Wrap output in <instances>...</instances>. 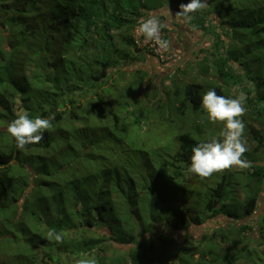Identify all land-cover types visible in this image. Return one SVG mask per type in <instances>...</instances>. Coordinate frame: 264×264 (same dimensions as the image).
<instances>
[{
  "label": "trees",
  "instance_id": "trees-1",
  "mask_svg": "<svg viewBox=\"0 0 264 264\" xmlns=\"http://www.w3.org/2000/svg\"><path fill=\"white\" fill-rule=\"evenodd\" d=\"M134 1L0 0V122H4V125H6L17 118L20 114L16 113V110L19 113L24 112V114H27L32 119L36 117L47 119L54 116L55 118L51 120L52 124L60 123L65 119L81 120L82 116L89 118L98 114L101 120L100 128L109 130L110 137L114 143H123L128 137L127 134L130 132V129L135 127V129L139 130L138 132H142L139 135L143 138L142 141L148 145L151 139L154 138L151 132L154 127L151 128L149 126L147 128L144 120L148 118L151 123L150 117L145 116L144 118H140L136 114L138 113V109L134 112L131 109L125 111V108L120 111L125 113L124 116L114 115L117 104L120 103L121 108H123L122 104L128 101L129 96L124 98L128 94L126 90L132 96L135 93L138 95L142 90H138L141 88L142 83L145 89L148 87L150 83L148 81L150 80L147 78L144 81L145 78L142 74L144 69H147L148 73L149 71H157L160 74V77L158 76L160 78L159 83L164 86L165 79L171 72L177 70L182 74H186L189 64L185 66L181 64L183 51H179L177 48L178 58L162 66L154 54L148 52L147 49H141L137 46L133 35L136 26L140 25L149 16L157 17V15L141 16V11L135 5ZM249 2L250 5L245 4L242 6V10H239V18H234L235 22L232 27H235L238 33L241 32L238 30L239 26L240 30L242 29L249 33L252 36L251 43L256 52L259 55H264V0H249ZM125 7L126 11L129 12L128 16L122 14ZM229 10L236 11L233 7H230ZM248 10L250 12L246 13L245 11ZM212 11L213 9L211 10V8L202 11V15L199 14L198 16L202 20L197 21L198 19H196L194 21L196 25L193 29L196 31V34H198L197 32H204L205 38L209 35L213 37L216 42V48L214 45L211 51H204V56L207 59L202 63V66L197 63L195 64L193 61L201 59V56L195 55L196 53L194 54V51H190L193 52L192 56H195L191 64L196 66V69L199 67L195 71L202 76V81L195 79L183 83L182 86H174V91H172L174 94V107L178 109L179 113L185 114L188 103H190L193 111L199 113V115L206 114L202 106V98L207 91L215 90L218 95L234 98L236 95L230 93L226 96L225 92L232 91L229 89H234L238 80L241 79V81L245 80L250 82L249 78H251L256 79L252 88V92H254L246 95L245 105L248 113L251 115L254 111L253 106H257V102L264 99V86L261 88L264 82V73L261 72L260 68L254 71L253 69L255 67H249V65H247V69L244 65L239 70H232L230 68V66L234 67V63L236 62H238L239 66L243 62V48L241 43L236 41L237 37L234 40L227 39L228 41L226 42L222 39L223 37L218 31L213 30L211 16L215 15ZM249 19L255 21L259 19L255 24H252L256 27L251 26ZM225 21L226 19L219 20L220 25ZM162 24L164 25L162 29L165 33L163 39L168 41L172 49H175V45L169 41L166 24ZM259 24L261 25L259 26ZM197 36L199 37V35ZM246 37H248L247 34ZM195 45L193 43L191 48ZM215 49L218 52L216 54L214 53ZM32 52H36V55L32 56ZM138 53L146 55V59L148 60L143 59L145 67L143 66L144 68L141 67L136 71V67L128 70L134 72H130V82L125 84L121 89H118L120 94L116 95L115 99L112 95L107 98L104 97L108 89L107 83L109 80L115 79L116 77L117 80H121L120 78H124L128 74L126 70H123L128 67L127 63L133 62L139 65L140 59L139 61L136 59ZM223 53L226 54L225 58L222 55ZM56 54L61 58L60 65L58 67L51 66V69L43 73L41 71L43 68L42 57L45 55L46 58H51ZM22 61L23 63L25 62L26 66L32 63L35 65V68L30 73L27 70L23 71L24 79L30 78V75L35 76V80H55L56 84L53 86L54 88L50 86L48 89L40 83L34 85L33 90L36 91L37 96L31 99L24 98L20 100L21 105L19 108H16L15 98L12 96L17 87L12 90V82L16 83V85L18 84L16 82V71ZM155 65H158V70H154ZM54 68H58L59 70L53 71ZM118 72L121 73L119 76ZM252 73L256 78H253ZM260 73H262L261 77L259 76ZM174 76L172 74L170 78ZM245 77L247 78L245 79ZM137 80H139L138 85L131 92L130 88L132 89L134 85H130ZM163 88L166 89L168 87ZM181 89L183 93L180 91ZM124 92L126 94L125 96L123 95ZM145 95L146 92H143L142 97L145 98ZM179 96L182 99L178 98ZM117 97H119L120 102L117 101ZM178 100L181 102L178 103ZM66 104L67 107H64ZM159 108L161 109L162 106L160 105ZM103 112L105 113L102 114ZM116 118L118 121L115 120ZM201 119L202 121L206 120L204 118ZM197 120L200 121V119ZM105 121L106 124L104 125ZM141 121L142 124H140ZM217 125L216 130L218 129ZM93 128H98V126H94ZM86 129V127L82 128L81 132L86 133ZM52 133L50 129L46 130L44 137L50 139ZM245 134L255 141L254 149H250L251 151L248 150L245 153L246 159L250 156L257 157V159L252 160L254 165H251L248 169L249 175H247V182L241 183L238 180L237 172L243 175H246V173H242L236 168L224 172L221 181L212 188L214 198L210 199L205 206L207 221H212V224L221 222V220L226 218H231L235 222L241 220L240 226H237V223L234 224V221H232V226L228 230L223 224H218L220 226H216V229L225 230L227 233L223 234L221 242H217L216 248H211L209 252L207 251L208 253H202L198 257L203 263H205L208 256H211V261L214 264H236L238 262L244 264L247 259V255L245 254L247 250L240 246L241 241L235 239L232 241L230 234H243L250 239L264 234V230L260 228L261 223L257 225L254 220L256 213L257 215H261L264 220V157L262 159L258 157L261 150H264V123L260 127L248 124ZM175 138H177L179 143L177 146L173 144L175 151L173 152L172 159L174 162L172 163L175 167V173L186 175V180H190L188 176L191 174L187 171V166L189 167L191 164L193 147L200 143V141L189 131L183 133V130H180V133ZM171 142L170 140L169 143ZM1 143L7 144L4 142ZM12 144L15 145V141ZM7 145L8 147L6 149H9L10 144ZM48 146L49 143H47L46 147ZM19 154L20 152L13 148L3 153L0 152L1 191L11 192L10 189H12L17 181V176L14 174L11 166L19 157ZM40 158L43 163L46 162L47 158L45 156L40 154ZM257 162L258 164H256ZM250 175L253 180L249 182L248 178H250ZM233 182H236L241 190L244 191L243 195L240 196L242 198L235 199L234 202L228 204H223L222 201L226 197L227 187L228 185L231 186ZM43 183L48 184L47 181H43ZM126 184L127 189L125 191L129 190L130 187L128 181ZM132 186L134 193H137V195H140L143 191L138 190L135 184H132ZM134 193L130 192L125 196L123 194V210L126 211L128 202L134 201L135 198L133 196L130 197V194ZM112 200V198H109L103 203L95 202L89 206L82 199L78 203L73 204L68 210H66L64 205L63 207L59 206L60 212L56 216L58 220L47 221L44 224L45 226H43L46 231L54 228L58 232L63 233V243L59 245L47 239V233L43 230L42 225L37 226L35 231L30 230L29 228L32 227L29 225H26L27 228L14 225L24 234L27 233L25 229H29L30 237L28 239L31 241V252L28 253L29 257L25 259L27 264H61V259L54 256V254L59 255L63 252H73L74 250L92 251L96 246L100 245L99 243L102 241L100 238L88 237L83 231L77 232V236L74 234L65 236V225L68 227L67 229L72 228L74 232L81 225L82 227H93L95 229L98 221H105L104 223H106L108 216H111L112 224L109 225L106 237L110 239L115 237V239L122 240L123 246L128 247L125 256L120 259L122 264H141L140 261H142V258H148L147 251H154L155 249L156 240L144 239L143 241H139V236H141L142 231L138 232L139 234H135L137 222L141 224L139 225L143 232L148 229H157L164 223L170 224L168 228L171 229L172 233L177 234L182 231H187L191 227L201 226V219L192 217L184 208L183 204H177L175 201L164 204L165 201L163 203H157L156 200H152L149 204H144L142 212L139 211L138 216L133 215V213L132 215L130 214V218H134L133 225L130 227L120 219L121 216L118 214L117 208L113 205ZM136 206L132 208H136ZM234 206L236 208H242L243 214L237 212ZM240 215L245 218L240 219ZM18 216H22L20 211L18 212ZM169 218H172L174 222L171 223ZM247 221H249L248 223H252V226ZM146 225H148L147 229H145ZM255 234L257 236L254 237ZM160 239L161 243L158 244H160V248H164L165 250L169 249V246L178 245L180 248V245L188 241L186 238L183 241L184 243H178V239L175 236L167 234V232H163ZM229 242H231V245L228 249H225L223 246L219 249L220 244ZM2 250L9 254V261L16 254L22 257L26 255L20 251L14 252L9 241L3 243ZM55 250H57V253H55ZM18 255L15 261L20 263L22 258L20 259ZM193 256L191 255V257Z\"/></svg>",
  "mask_w": 264,
  "mask_h": 264
},
{
  "label": "rangeland",
  "instance_id": "rangeland-1",
  "mask_svg": "<svg viewBox=\"0 0 264 264\" xmlns=\"http://www.w3.org/2000/svg\"><path fill=\"white\" fill-rule=\"evenodd\" d=\"M189 2L190 0L134 1L135 5L141 11V16L157 15L161 18L162 22L166 24L169 41L173 45L179 44V41H181L183 45H185L186 42L189 44L188 41L185 42V32L187 31H183L181 25L190 29L195 27L196 23L194 21L196 19H198L197 21L202 20V18L198 17L199 14L202 15V12L194 14V19L190 23H186L182 18L176 16V13L180 11L179 5ZM249 3V0H208L209 5L205 10L210 8L211 10L213 9L212 12H214L216 16V20L212 23L213 30L218 31L224 41L227 42V39L234 40L237 37L236 41L240 42L242 45V54L245 60L243 59L240 66L238 62H236L234 63L236 67L230 66V68L232 70H239V68L244 65L247 69V65H249V67H255L253 69L254 71L260 68L261 72L264 73V55H259L254 49L251 43L252 36L246 31L240 30V26L238 30L241 32L239 33L235 27H232L235 22L234 18H239V10H242V6L245 4L250 5ZM230 7H233L236 11L229 10ZM245 12L248 13L250 11L248 10ZM122 14H125V16L129 15V12L126 11V7ZM242 14L244 13L242 12ZM174 18L178 22L175 21ZM221 19H226V21L220 25L219 20ZM257 20L259 21V19ZM256 21L249 19L252 27H256L252 25L255 24ZM260 25L261 24H259V26ZM246 34L248 37H246ZM206 44L208 43L206 42ZM206 44L204 45V42H200L192 48V50L195 51L194 54L196 53L195 55L201 56V59L197 60V64L201 66L205 59H207V57L204 56V51L212 50L208 45L206 46ZM214 45L216 48V42ZM197 47H201V49L199 50ZM201 52L203 53L201 54ZM214 53H218L216 49ZM31 55L35 56L36 52H32ZM222 55L225 58L226 54L223 53ZM143 58L146 59V55L138 53L136 59H138V61L140 59L139 65L129 62L127 63L128 67L123 69L128 72L124 78L117 80L116 77L115 79L109 80L107 83L108 89L104 97L107 98L112 95L115 99L116 95L120 94L118 89H121L125 84L130 82L131 73L134 72L128 70L136 67V71L143 67L145 65ZM41 60L43 62V68L41 69L43 73L51 69V66L58 67L61 63V58H59L57 54L51 58H46L44 55ZM191 61L192 59L188 62L189 65L187 64L186 74H182L177 70V72H171L165 79L164 86L159 83L160 78H158V76L160 77V74L157 71H149L148 73V70L144 69L142 72L145 78L144 81L147 78L150 80L148 81L150 82L148 87L145 89L142 83L141 88L138 89L142 90L138 95L135 93L132 96H130V92L126 90L128 94L126 95L124 92L123 95H126L124 98L129 96L128 101L122 104L123 108H121L120 103L117 104L116 108L114 107V115H119L120 117L125 115L124 112H120L124 108L125 111L131 109L134 110V112L138 109V113L136 114L140 118H144L145 116L150 117L151 123L148 118L144 120L147 128H149V126H151V128L154 127L151 130L154 138L151 139L148 145L142 141L143 138L139 135L142 132H138L139 130L135 129V127L130 129V132L127 134L128 137L123 143H114L110 137L111 134L109 130L100 128L101 120L98 114H96L89 118L82 116L81 120L65 119L60 123L52 124L50 130L53 133L50 139L44 137L38 144H32L29 145L28 148L26 147L25 150H19L16 145L12 144L14 143V139L7 131L9 123L4 125V122H0V152L3 153L11 148L20 152L19 157L11 166L14 174L17 176V181L12 189H10L12 193L0 190V264H27L25 259L29 257L28 253L31 252V241L28 239V237H30L29 229L35 231L37 226L42 225L43 228L45 222L54 221L56 216H58V212H60L59 206L63 207L64 205L66 210H68L73 204L76 202L78 203L82 199L91 206L95 202L103 203L109 198L113 199V205L116 206L118 214L121 216L120 219L123 220L124 224L130 227L133 225L134 220V218H130V214L132 215L133 213V215L138 216V212H142L144 204H149L152 200H156L157 203H163L165 201L164 204L172 203V201H175L177 204H183L184 208L192 217L201 219L202 221L201 226L191 227L187 231H182L178 234L172 233L171 229L168 228L170 224L166 223L160 224L161 226L157 229H148L143 232V230H141V224L137 222L135 234H139L138 232L142 231L141 236H139V241L154 239L157 242L155 243L154 251H147L148 258H142V261H140L141 264H214L211 261V256L207 257V262L205 261V263L199 260L198 257L202 253H208L211 248H216L217 242H221L223 234L227 233L225 230L216 229V226H220L218 224H223L225 228L229 230L230 226H232V221H234L231 218H226L227 220L223 219L221 222L212 224V221H207V216L205 215V206L207 202L214 198L212 195V188L221 181L224 173L214 175L206 180H201L198 176L191 174L188 176L190 180H186V175L175 173V167L172 163L174 162L172 157L175 151L173 146L179 144L175 137L178 136L180 130H183V133L189 131L197 140L205 142L218 136L223 128L222 124H218L219 126L217 125L218 129L216 130V124L210 123V125L207 121V114L199 115V113L192 110L190 103H188L185 114L179 113L178 109L174 107V94L172 93V91H174V86H182L183 83L195 79H197V81H202V76L196 72L199 67L196 69V66L191 64ZM34 68V63L26 66L23 61L18 66L16 71V82L18 84L16 85V83L12 82V90L17 87L12 96L15 98L16 108H19L21 105L20 100L24 98L31 99L37 96L36 91L33 90L34 85L40 83L48 89L50 86L53 87L56 84L55 80H35V76L30 75V78L24 79L23 71L27 70V72L30 73ZM157 68L158 65H155L154 70H158ZM57 69L58 68H54L53 71H57ZM159 70L163 71L162 69ZM262 73H260V77ZM120 74L121 73L118 72V76ZM172 74L175 75L172 77L173 79L170 78ZM251 75L253 78H256L253 73ZM246 78L247 77H245V79ZM249 79L250 82L245 80L241 81V79L238 80L235 88L229 89L232 91L225 92V95L227 96L230 93H232V95H237L241 91L246 95L250 94L256 79ZM138 81L139 80L130 85H134L132 89L130 88L131 92L138 85ZM263 86L264 82L261 88ZM163 87L168 88L165 89ZM180 91H182V89ZM143 92H146L145 98L142 97ZM178 98L181 97L179 96ZM179 100L178 103L181 102ZM117 101L120 102L119 97H117ZM253 102H255V100H253ZM160 105L162 106L161 109L159 108ZM64 107H67V104ZM253 107V114L251 113L250 115L247 110L242 118L246 125L245 132L248 124L260 127L264 123V99L259 100L257 106L254 105ZM16 113L20 115L24 114V112L19 113L17 110ZM199 117L206 120L202 121ZM197 119H200V121ZM115 120L118 121L117 118ZM105 124L106 121L104 122V125ZM140 124H142V121ZM94 126H98V128H93ZM84 127L87 128L86 133L81 132V129ZM245 137L248 150H253L255 141L246 134ZM170 140L172 144L169 143ZM1 142L10 144L9 149H6L8 147L7 144H2ZM47 143H49L48 147H46ZM40 154L47 158L45 163L41 161ZM258 157L261 159L264 157V150H261ZM253 159H257V157L250 156L247 159L251 162L252 166L254 165L252 163ZM256 164H258V162ZM240 171L246 173V175L237 172V178L241 183H246L249 170ZM249 177L248 181L250 182L253 179L251 175ZM43 181H47L48 184H44ZM127 181L130 187L129 190L125 191L127 189ZM132 184H135L138 190H143L140 195L134 193ZM130 192L134 193L130 194V197L133 196L135 199L132 202H128L125 211L122 207L123 194L125 196ZM243 193L244 191L241 190L240 186H238L236 182H233L231 186L228 185L226 197L223 199L222 203L228 204L234 202L235 199L242 198L240 196L243 195ZM135 205H137L136 208H132ZM234 208L237 212L243 214L242 208H236L235 206ZM7 211L8 214L6 215ZM19 211L22 213L21 217L18 216ZM115 214L117 215V213ZM240 216V219L245 218L242 215ZM113 217L115 218L114 215ZM57 220L58 219L55 221ZM254 220L257 225L261 223L260 228L264 230V220L262 216L256 213ZM169 221L171 223L174 222L172 218H169ZM240 221L241 220L234 221V224L237 223V226H240ZM249 221H247V223ZM104 222L105 221H98L95 229L93 227H82V225L78 226L75 232L72 228L67 229L68 227L65 225V236H70L72 234L77 236V232L83 231L88 237L95 239L100 238L102 241L99 243L100 245L96 246L92 251H66L59 255L54 254V256L61 259V264H80L81 260L92 259L96 261V264H122L120 259L125 256L128 247L123 246L122 240L115 239V237L111 239L106 237L109 225L112 224V217L108 216L106 223ZM248 224L252 226V223ZM14 225L22 226L23 228H27L26 225H29L32 228L25 229L27 233L24 234ZM147 227L148 225H146L145 229H147ZM43 230L46 233L48 232L45 228H43ZM163 232L175 236L178 239V243H184L183 241H185L186 238L188 241L180 245V248L178 245L169 246V249L165 250L164 248H160V244H158L161 243L160 237ZM204 235L206 236L203 238ZM230 236L232 241H234V239L241 241L240 246L247 250L245 253L247 259L244 264H264V234L259 237H255L257 236V234H255L254 239L247 238L243 234L239 235L234 233L230 234ZM6 241L10 242L14 252L20 251L26 255L22 257L16 254L12 257V260L9 261V254L2 250V245ZM230 243L231 242L220 244L219 249L222 246L228 249L231 245ZM153 252H155V254H153ZM55 253H57V250H55ZM17 255L20 259L22 258L20 263L15 261ZM191 255L194 256L191 257ZM102 256L103 258H101ZM236 264L242 263L238 262Z\"/></svg>",
  "mask_w": 264,
  "mask_h": 264
},
{
  "label": "clouds",
  "instance_id": "clouds-1",
  "mask_svg": "<svg viewBox=\"0 0 264 264\" xmlns=\"http://www.w3.org/2000/svg\"><path fill=\"white\" fill-rule=\"evenodd\" d=\"M207 6L208 0H190L187 4L179 5L180 11L176 13V16L190 23L194 19V14L204 11ZM162 23L159 16H149L137 26L145 39L154 41L161 49L166 50L170 44L160 38V29L164 27ZM163 34L165 36L164 31ZM172 50L177 52L176 49ZM161 65L165 64L161 63ZM245 105L246 94L242 91L234 98L218 95L215 90H209L204 94L202 106L207 114V121L212 124H222L223 129L218 136L193 147L191 164L187 169L190 174L206 180L233 168L246 170L251 167V162L245 157L248 151L245 137L246 125L242 119L247 111ZM54 118L52 116L47 119L41 117L32 119L27 114H21L9 122L7 131L14 139L17 149L25 150L28 145L38 144L44 139L43 134L52 128L51 120ZM47 239L58 245L62 244L63 233L54 228L49 229ZM80 264H96V261L81 260Z\"/></svg>",
  "mask_w": 264,
  "mask_h": 264
},
{
  "label": "crops",
  "instance_id": "crops-1",
  "mask_svg": "<svg viewBox=\"0 0 264 264\" xmlns=\"http://www.w3.org/2000/svg\"><path fill=\"white\" fill-rule=\"evenodd\" d=\"M174 20L175 21H177L175 18H174ZM211 20L212 21H215L216 20V16H211ZM178 22V21H177ZM179 25H181V24H179ZM182 26V29H183V31L185 30V31H187V32H185V34H186V38H185V42L186 41H188L189 42V44L186 42V44L185 45H183V43L181 42V41H179V44H174L175 45V49L177 48V50H182L183 51V54H182V57H181V59H182V61H181V64L183 65V66H185L186 64H188V62L192 59H194V57L192 56V53L193 52H190V51H193L192 50V46H193V43H195V44H197L198 42H200V41H202V42H204V45L206 44V42L208 43V44H206V46L208 45V47H210V48H212L213 46H214V43H215V40H214V38L213 37H211L210 35L208 36V37H206L205 38V35H204V32H197L198 34H196V31H194V29L193 28H187L186 26H183V25H181ZM180 26V27H181ZM197 35H199V37H201V38H199ZM187 39V40H186ZM202 47V46H201ZM201 47H197L199 50L201 49ZM185 50V51H184ZM195 52V51H194ZM203 52H201V54H202ZM143 59H145V58H143ZM146 60H148V59H146ZM194 61V63L196 64L197 63V61L196 60H193Z\"/></svg>",
  "mask_w": 264,
  "mask_h": 264
},
{
  "label": "built area",
  "instance_id": "built-area-1",
  "mask_svg": "<svg viewBox=\"0 0 264 264\" xmlns=\"http://www.w3.org/2000/svg\"><path fill=\"white\" fill-rule=\"evenodd\" d=\"M160 38L163 39V31L160 29L159 32ZM134 38L137 46L139 48L147 49L148 52L154 54L162 64H165L169 61H173L176 58H178V53L176 51H173L170 47L165 49H161L154 41H150L145 39V37L139 32V26H137L136 31L134 33Z\"/></svg>",
  "mask_w": 264,
  "mask_h": 264
}]
</instances>
